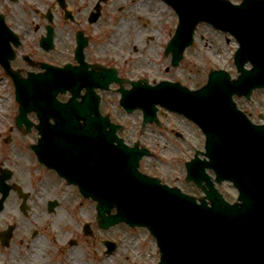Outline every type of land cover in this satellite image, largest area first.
Instances as JSON below:
<instances>
[{
	"label": "water",
	"instance_id": "95a60500",
	"mask_svg": "<svg viewBox=\"0 0 264 264\" xmlns=\"http://www.w3.org/2000/svg\"><path fill=\"white\" fill-rule=\"evenodd\" d=\"M166 2L176 11L179 21L176 35L166 48V54L172 53L174 67L182 58L178 41L185 35L192 36L199 23L207 22L215 29L230 32L239 43L233 57L239 73L236 79L218 70L210 71L206 85L196 92L183 90L177 83L155 87L135 84L132 90L137 97L135 106L144 112V124L155 119L158 104L184 115L202 129L209 161L199 163L196 159L187 163L185 181H193L204 196H188L137 172L138 159L148 151L121 144L113 147L115 126H109V133L102 127L103 134L109 137L104 145L110 148L103 168L99 166L103 154H94L82 164L78 144H99L101 134L94 131L95 126L80 129L74 119L54 132L40 129L41 138L34 152L39 162L55 168L56 161L70 165L71 175L83 194H94L98 200L101 227L108 229L123 222L146 228L159 248L158 264H264V125L252 124L232 100L233 95L249 98L253 89L264 88V0H243L237 6L224 0ZM246 63L252 65L250 71L244 69ZM67 70L56 69L54 90L48 89L50 72L39 76L38 91L34 90L38 82L34 76L14 79L19 104L17 125L25 123L29 127L28 112L37 113L42 125L50 116L70 114L73 102L59 104L55 100L56 92L70 84ZM125 93L123 102L128 96ZM45 150L52 152L47 154ZM206 169L214 171L218 184L232 183L239 191L237 202L231 205L223 200ZM89 183L99 186L91 191L85 187ZM112 209L116 213L106 218L104 213Z\"/></svg>",
	"mask_w": 264,
	"mask_h": 264
},
{
	"label": "flooded vegetation",
	"instance_id": "af4514ba",
	"mask_svg": "<svg viewBox=\"0 0 264 264\" xmlns=\"http://www.w3.org/2000/svg\"><path fill=\"white\" fill-rule=\"evenodd\" d=\"M133 1L0 0V101L6 104L0 114V264H109L119 256L121 242L102 236L103 231L114 227L103 230L98 226L97 201L83 196L77 185L64 178L70 165L56 161L60 174L38 162L32 147L41 138L40 129L67 127L71 119L80 129L94 123L101 126V118L108 117L111 123L122 126L119 137L125 144L138 143L152 151L150 157L141 160L140 171L167 180L156 173L160 169L154 164L157 150L168 151L160 147L165 130L148 125L151 130L140 133L139 110L128 113L121 102L122 93L132 89L131 82L144 78L150 84L156 81L145 75L134 76L139 65H134L128 54L116 53ZM173 31L170 28L158 46L168 61L164 49ZM157 36L154 32L146 34L145 44L156 43ZM58 68L68 69L70 84L56 92L55 100L59 104L73 102L70 115L50 116L42 125L37 113L28 112L29 127L17 125L14 79L34 76L38 81L34 90L38 91L39 76L50 72L48 89L54 90ZM97 100V112L93 113ZM159 115V127L168 123L172 126L170 136L178 140L191 125L181 118L176 126L167 120L172 115Z\"/></svg>",
	"mask_w": 264,
	"mask_h": 264
},
{
	"label": "rangeland",
	"instance_id": "374dc122",
	"mask_svg": "<svg viewBox=\"0 0 264 264\" xmlns=\"http://www.w3.org/2000/svg\"><path fill=\"white\" fill-rule=\"evenodd\" d=\"M127 2L129 3V0ZM133 2L129 14L131 16L127 22L128 26L121 36L116 53L121 56L124 55V57L128 54L132 63L139 65V70L133 73L134 76L145 75L154 81L165 78L178 79L186 86L198 88L206 80L208 71L212 69H222L234 78L238 75L232 58L237 49L236 40L229 34L216 32L207 24L198 25L195 30V46L185 51L186 54L180 63L181 65L173 70L169 61L158 52V46L167 38L169 34L167 31L170 28L173 30L176 14L168 6L156 0H151V2L136 0ZM153 32L158 34L155 39L156 43L153 42L147 46L144 37ZM166 66L169 68L167 73L165 72L166 69L164 70ZM234 101L240 109L249 114L255 123H263L261 116H264V90L253 91L250 100L234 97ZM2 106L0 114L5 112L3 108L6 104ZM137 119H139V127L141 119L140 117ZM167 120L178 126L181 117L167 116ZM130 122L131 119L128 118V123ZM163 128L166 138H160V147L168 149V151L165 153L162 150H157L154 164L159 167L160 173L155 170L156 173L165 177L169 185L177 186L190 195L200 196V191L192 183L187 184L183 181L186 174L184 163L192 157L194 148L203 149L205 138L199 129L188 125L183 130L187 143L185 146V142L170 136L169 131L172 126L165 123ZM217 188L226 200L235 201L237 191L232 189L228 183L224 182L222 185H217ZM102 236L112 237L121 242L119 256L116 259H110L109 264H157L159 261L160 256L157 246H155V240L144 229H132L124 224H119L107 232L103 231Z\"/></svg>",
	"mask_w": 264,
	"mask_h": 264
}]
</instances>
